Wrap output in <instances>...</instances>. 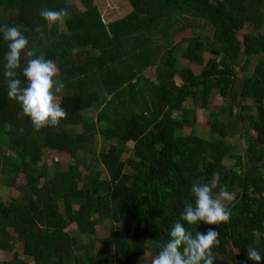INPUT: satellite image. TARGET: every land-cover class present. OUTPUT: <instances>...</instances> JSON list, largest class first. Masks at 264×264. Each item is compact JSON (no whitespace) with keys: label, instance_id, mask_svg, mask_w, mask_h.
<instances>
[{"label":"trees","instance_id":"16d2710c","mask_svg":"<svg viewBox=\"0 0 264 264\" xmlns=\"http://www.w3.org/2000/svg\"><path fill=\"white\" fill-rule=\"evenodd\" d=\"M128 2L130 11L107 22L95 0H82L83 10L69 0H0V24L20 27L57 65L67 111L58 127L35 131L8 98L0 38V176L8 170L13 187L26 177L19 196L0 198V251L13 253L0 264H141L194 202L192 183L217 171L215 195L223 189L232 199L230 221L212 226L215 255L232 250L231 262L242 264L251 245L264 257V0ZM45 8L69 10L65 31L41 18ZM215 92L223 101L209 110L202 138L196 109H209ZM237 132L243 147L229 142ZM99 137L107 149L97 150ZM49 150L66 153L67 167L49 164ZM105 219L119 228L99 238Z\"/></svg>","mask_w":264,"mask_h":264},{"label":"clouds","instance_id":"9594fccd","mask_svg":"<svg viewBox=\"0 0 264 264\" xmlns=\"http://www.w3.org/2000/svg\"><path fill=\"white\" fill-rule=\"evenodd\" d=\"M40 16L47 24L56 25L69 18L70 12L66 8H45L40 11ZM34 31L42 34L43 26L36 25ZM0 38L7 43L3 76L8 98L20 105L35 131L58 127L67 118V111L57 98L64 87L57 65L42 52L37 54L30 45L29 36L18 26L0 24ZM220 180L221 174L217 171L208 182L195 180L192 183L194 202L185 204L180 220L171 227L169 239L153 257L151 264H218L213 250L220 244V232L212 226L228 223L231 219V210L214 193ZM219 195L223 200L231 199L227 190L222 189ZM197 225L209 227L194 233L191 226ZM262 259L264 257L257 248L250 245L246 248V259L242 264H247L249 260L261 264Z\"/></svg>","mask_w":264,"mask_h":264},{"label":"rangeland","instance_id":"374dc122","mask_svg":"<svg viewBox=\"0 0 264 264\" xmlns=\"http://www.w3.org/2000/svg\"><path fill=\"white\" fill-rule=\"evenodd\" d=\"M72 4L76 5L78 7V9L83 10L84 6L82 3V0H69ZM95 2L98 4L99 8L101 9L103 16L105 18V20L108 22L112 19L118 18L124 14H126L128 11H130L131 6L129 5L128 0H95ZM65 22V21H64ZM61 23V29L62 30H66L65 27V23ZM188 32H190V30H188ZM240 37V36H239ZM185 35H181L178 37L179 39H184ZM177 57H180V53H176ZM205 57H208V54L205 53ZM183 64L186 65L185 61L182 59ZM253 64H254V60H252L249 63V66L246 68V70L244 71L245 76H249L252 72L253 69ZM192 68H194L195 70H200V68L198 66H194V65H190ZM156 72V67H151L150 70L147 72L148 75H152L154 77ZM241 75L239 73L238 78H240ZM176 83L179 82V80L176 78ZM60 93L57 94V98L59 99L60 97ZM222 98L220 97V95L215 92L214 93V97L213 100L210 102V108L208 109H204L201 108L200 106L197 107L196 109V127H195V132L198 136H202V138H206L208 135V125H207V116H208V112L210 109H214L215 107H218L221 103H222ZM251 104L252 101L251 100H244L241 101V105H249L252 106ZM88 112L92 115H95V111L94 110H88ZM237 112V110L235 111ZM190 131V127H185L183 128V133L187 134ZM238 134H235L234 136H232L231 139H229V142H237L240 146L243 147V143L241 142V140L239 139L240 137V133L237 132ZM96 148L97 150L100 149H107L110 145V142L108 141H104L101 137L98 138V140L96 141ZM113 142H116V139L113 140ZM133 142L130 141L127 144L128 148H132L133 146ZM239 146V147H240ZM238 147V146H237ZM234 153L240 154L241 151L240 149H236ZM127 156V154H126ZM45 160L49 163L52 164L55 160L63 163L64 167H67L68 162L70 161L69 156L64 153V152H60V151H56V150H49L46 152L45 154ZM232 163V160L230 161L229 159L226 160V165H229ZM8 170L7 173L3 176H0V198L3 200H8L11 197H17L19 196L20 192V188L22 187V185L25 183L26 177L24 174H19V177L16 180V187L11 186L10 184H8ZM106 173H103V176H105ZM222 200L223 203L227 204L230 200H223L222 197H218ZM119 228V225L112 222L109 219H105L102 223L98 224L97 226V236L99 238H103L109 235L110 233V228ZM16 249L17 251L22 255V250H23V246L20 242H17L16 244ZM236 252L229 250L228 253L224 256H217L218 258V264H235L236 261H234L233 263L231 262V259L229 257L234 256ZM12 252H7V251H0V262L10 259L12 257ZM154 256L151 255H144L140 261L141 264H151V261L153 259Z\"/></svg>","mask_w":264,"mask_h":264}]
</instances>
